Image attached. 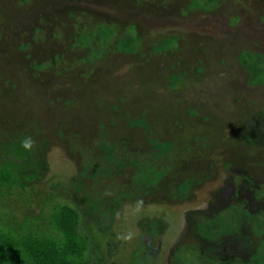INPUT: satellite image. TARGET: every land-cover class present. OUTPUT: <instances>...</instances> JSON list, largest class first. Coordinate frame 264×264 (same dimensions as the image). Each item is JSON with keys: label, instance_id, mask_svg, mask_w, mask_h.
I'll return each mask as SVG.
<instances>
[{"label": "rangeland", "instance_id": "rangeland-1", "mask_svg": "<svg viewBox=\"0 0 264 264\" xmlns=\"http://www.w3.org/2000/svg\"><path fill=\"white\" fill-rule=\"evenodd\" d=\"M250 58L264 66V0H0V147L31 137L43 167L37 195L12 194L31 203L4 202L18 218L49 193L77 205L105 264H247L264 244V78L249 83ZM145 168L158 179L140 194ZM212 220L225 227L203 240Z\"/></svg>", "mask_w": 264, "mask_h": 264}, {"label": "trees", "instance_id": "trees-1", "mask_svg": "<svg viewBox=\"0 0 264 264\" xmlns=\"http://www.w3.org/2000/svg\"><path fill=\"white\" fill-rule=\"evenodd\" d=\"M216 1L209 0L210 3ZM130 32H133L132 29ZM136 41V38L130 33L126 36L125 43H122L118 49H121L124 54H131L137 47ZM248 71L250 84H257L264 78V66L256 58H250ZM253 79L255 83L251 82ZM86 118L89 116L86 115ZM23 124L27 123L23 122ZM134 124L140 126L141 122H134ZM148 142L154 157H160L168 152V145L158 146L154 144V141ZM113 147L115 146L110 145L109 141L102 145V161L106 164L111 161V158L113 159L111 156L114 151ZM0 150L4 152V154L0 153V161L2 160L0 162V202L3 201L4 209L10 208V205L4 202L5 198L14 197L11 201L19 205L31 203L29 195L15 196L12 194L16 191L19 194H24L26 190H29L30 196L38 194L33 190V183L40 180L39 174L43 170L42 162L32 163L30 160L32 152L26 150L19 140L6 141ZM132 165H136V163L133 162ZM84 172L81 173L83 176ZM87 172L88 179L93 180L102 173L104 174V171L98 168L92 172L90 166L87 167ZM138 175L136 182H141V188L137 193L140 194L143 193L141 191L143 187L154 186L158 179V175L154 174L151 168H145V172L138 173ZM70 183L69 189L78 196V202L84 206L87 213L92 215L93 222L100 223L95 202L88 201L81 195L80 186L76 181L72 180ZM50 188L65 192V186L57 183L51 185ZM189 188V184L181 183L176 190L180 194H184ZM120 194L127 197L126 192L122 190ZM50 195L52 194H46L45 198L40 200V210L36 215H30L28 211H23L24 214L18 218L11 208L10 213L0 212V264H105L101 242L91 233L89 222L82 228L80 207L53 203ZM226 220H229V224L234 222L232 215H229ZM222 227L224 228L225 225L212 220L203 223L197 233L203 240H209L215 237ZM155 230L158 231V228ZM98 231L100 230L98 229ZM145 232H149L148 229ZM96 235L98 236V234ZM254 251L255 254L250 257L247 264H264V244H259ZM221 264H225V262Z\"/></svg>", "mask_w": 264, "mask_h": 264}, {"label": "clouds", "instance_id": "clouds-1", "mask_svg": "<svg viewBox=\"0 0 264 264\" xmlns=\"http://www.w3.org/2000/svg\"><path fill=\"white\" fill-rule=\"evenodd\" d=\"M22 146L26 149V150H32V148H34L35 146V141L31 138V137H25L23 141H21ZM126 239H131V237H126Z\"/></svg>", "mask_w": 264, "mask_h": 264}]
</instances>
